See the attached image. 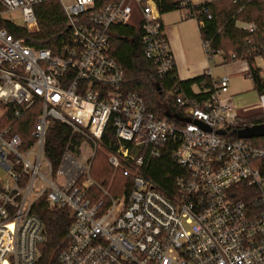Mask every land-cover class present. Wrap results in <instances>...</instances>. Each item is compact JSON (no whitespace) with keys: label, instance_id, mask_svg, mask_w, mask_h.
<instances>
[{"label":"built area","instance_id":"1","mask_svg":"<svg viewBox=\"0 0 264 264\" xmlns=\"http://www.w3.org/2000/svg\"><path fill=\"white\" fill-rule=\"evenodd\" d=\"M59 1L70 34L53 52L28 45L4 25L37 30L34 7L41 0H0V116L12 109L18 118L40 106L31 142L11 134L10 125L0 128V168L7 172V182L0 181V264L38 259L46 232L32 208L42 196L72 213L62 264H264V136L237 137L243 127L224 97L229 75L212 78L204 98L187 97L174 85L168 94L182 113L177 120L159 116L137 92L124 90V69L110 54L108 34L117 23L141 28L142 56L161 73L172 70L156 0L99 7L94 0ZM173 1L179 8L196 5ZM13 11L22 25L1 18ZM200 12L211 18L206 7L190 16ZM202 46L210 58L209 40ZM50 119L78 136L77 151L66 149L56 169L45 154ZM102 148L115 174L126 179L115 193L90 173ZM162 153L180 169L165 187L148 173Z\"/></svg>","mask_w":264,"mask_h":264},{"label":"trees","instance_id":"2","mask_svg":"<svg viewBox=\"0 0 264 264\" xmlns=\"http://www.w3.org/2000/svg\"><path fill=\"white\" fill-rule=\"evenodd\" d=\"M119 0H94V7L116 3ZM161 14L178 9L173 0H156ZM206 7L211 13L207 18L202 12L197 18L190 16L193 11ZM188 18H193L198 24L201 39L210 42V58L221 53L225 61L245 60L249 65V73L254 89L259 94H264V78L260 68L255 65L257 57L264 56V0H211L185 8ZM34 11L38 28L35 31L4 24L14 37L23 38L24 41L36 48H49L53 52L59 50L65 41L70 29L68 19L59 0H41L35 5ZM199 21L203 25H199ZM237 22L252 23V31L237 25ZM142 29L130 24L117 23L109 28L110 54L123 67V88L126 91L137 92L149 110L159 116L170 117L177 120L182 113V108L175 102V97L168 91L177 85L187 97L204 98L208 95L205 89L211 85L212 77L206 72L199 76L180 80L176 75L175 66L172 70L161 73L157 70L152 60L146 59L141 53ZM166 38V37H165ZM235 55V59L231 55ZM204 83V86L203 84ZM193 86L199 88L194 92ZM4 105L0 102V110ZM40 106H30L22 116L15 117L12 109L0 116V128L11 126V134H18L23 140L32 141L31 131ZM264 123V116L252 115L238 120L239 126ZM113 130L109 127L103 135V145L112 138ZM235 136H230L234 139ZM261 142L262 138H254ZM78 136L71 133L70 127L59 120L50 119L46 134L45 154L54 169L60 163L62 154L66 149L77 151ZM180 169L172 161L169 154L162 153L160 158L154 159L149 168V175L161 183L170 186L173 177ZM113 168L101 152H96L92 160L91 176L101 185L119 189L126 179L121 173L114 174L116 179H111ZM114 183V184H113ZM113 193V192H112ZM115 193V192H114ZM32 211L43 221L46 239L39 245V257L33 264H62L59 260L60 252L67 244V231L72 222V213L68 207L49 205L46 197L39 198Z\"/></svg>","mask_w":264,"mask_h":264},{"label":"crops","instance_id":"3","mask_svg":"<svg viewBox=\"0 0 264 264\" xmlns=\"http://www.w3.org/2000/svg\"><path fill=\"white\" fill-rule=\"evenodd\" d=\"M205 1L206 0H204L203 2ZM203 2L194 1L195 4H200ZM186 16L187 14L185 11L184 13H182V15L173 16V18L169 20L167 19L165 20L163 15L160 13V21L163 25V30L167 40L168 48L174 62L176 75L180 80H185L195 76H199L202 73L206 72L207 70H209L211 74L213 73V70H211L210 62L206 60L201 53L200 47L202 46V39L199 33V29L198 28L196 29V27H198V24L195 19L193 21ZM137 18H138V14L136 11H134L132 17V23L136 22ZM195 23L197 24L196 27H195ZM189 24L192 25V28L189 27ZM189 40H192V42L195 43V52H194L195 54L193 53V50L189 49L188 47ZM217 55H219V59H220L219 61L220 64H222L224 67L225 74H228L230 77L228 87L231 84V78L236 75H244L246 76L245 79H248L249 81V85L245 89H238V91H234L236 90L234 88L231 91V93L228 92V89H226L224 93L225 98L229 99L232 102V98L234 97V95H237V97H239L238 95H240L244 91L247 90L256 91L253 87V83L249 73V65L247 61L245 60L225 61L221 53H217ZM261 75L264 76L262 74V70H261ZM217 77L219 78L220 76ZM193 90L194 92L200 91L197 86H193ZM258 97H259L258 107L256 108L252 106H248L242 110L236 108L235 105L233 104L235 107V112L237 113L239 118H245L257 114L264 116V94L258 93Z\"/></svg>","mask_w":264,"mask_h":264},{"label":"rangeland","instance_id":"4","mask_svg":"<svg viewBox=\"0 0 264 264\" xmlns=\"http://www.w3.org/2000/svg\"><path fill=\"white\" fill-rule=\"evenodd\" d=\"M195 2H203L204 0H194ZM208 1V0H206ZM62 2L67 3L69 2L68 0H62ZM186 10L183 8H178L172 11H168L166 13H163V17L166 20H169L171 18H173V16H177V15H182V13H184ZM2 19H9L11 20L13 23H15L16 25H22L23 21L22 18L20 16V13L18 11H13V12H7L2 14L1 16ZM191 20L194 21L193 18H190ZM196 23H195V27H196ZM189 27L192 28V25L189 24ZM198 27H196L197 29ZM200 44V43H199ZM200 46V45H199ZM188 47L189 49L193 50V53L195 52V43L192 42V40L188 41ZM203 46H201V53L204 56V58L206 60H208L211 64V70H213V73L211 74V77H213L214 79L218 78L217 76H223L225 74L224 71V67L222 64H220V59H219V55L215 54L212 58H208L205 54V52H203ZM195 54V53H194ZM255 64L259 67H263L264 65V60L261 57H257L255 60ZM262 70V69H261ZM262 74L264 75V71L262 70ZM248 77V76H247ZM246 76L244 75H236L233 76L231 78V84L230 86L227 88L228 92L231 93V91L235 88L236 90L234 91H238V89H245L248 87L249 85V81L248 79H245ZM239 97H237V95H234V97L232 98V103L235 105L236 108L238 109H244L248 106H252L254 108L258 107V93L254 90H247L242 92L240 95H238ZM98 152H101L104 156V159H107V153L105 151L104 148L99 149ZM66 167H69L70 164L67 163L65 164ZM115 172H112L111 174V179L115 181L116 176L114 177ZM117 175V174H115ZM0 181L1 183H6L7 182V172L4 171L3 169L0 168ZM114 184V183H113ZM107 188H109L108 186H106ZM110 192H116V190H112V188H109Z\"/></svg>","mask_w":264,"mask_h":264},{"label":"water","instance_id":"5","mask_svg":"<svg viewBox=\"0 0 264 264\" xmlns=\"http://www.w3.org/2000/svg\"><path fill=\"white\" fill-rule=\"evenodd\" d=\"M199 125L206 128L207 130H210L206 125H204L201 121H196ZM217 133L224 134L225 131L222 129H218ZM237 137L242 138H250V137H262L264 136V123H256L244 126L243 128H240L236 130Z\"/></svg>","mask_w":264,"mask_h":264}]
</instances>
